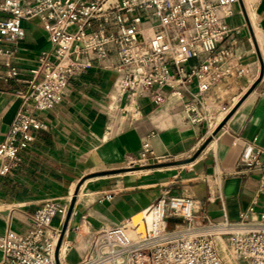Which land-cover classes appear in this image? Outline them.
<instances>
[{
	"label": "built area",
	"instance_id": "built-area-1",
	"mask_svg": "<svg viewBox=\"0 0 264 264\" xmlns=\"http://www.w3.org/2000/svg\"><path fill=\"white\" fill-rule=\"evenodd\" d=\"M239 0H4L0 11V41L16 43L25 37L24 21L38 18L53 46L38 56L40 78L26 92L4 141L0 142V176L12 173L21 151L33 141L32 130L48 128L33 111L59 107L70 79L83 70L116 74L113 100L134 103L148 97L155 105L169 99L182 104L186 119L205 121L210 136L236 106L230 80L246 73L227 41L240 27L229 19ZM264 39V32L262 33ZM13 49L6 56L7 75L17 76ZM125 113L134 109H125ZM216 114L221 119L216 121ZM214 138V136H213ZM242 144L239 166L259 167L264 185V147L236 138ZM154 156L151 143L142 144L134 165ZM74 195L63 202L48 199L30 217L27 228L8 227L0 233V264H59L63 222ZM112 194L106 199L111 200ZM196 201L186 195H161L142 212L121 224L102 229L89 240L78 264H227L218 244H225L234 264H264V212L255 203L239 220L222 206L220 220L197 221ZM141 214V220L135 222ZM142 225V229H140ZM169 225H172L169 227ZM59 245V246H58Z\"/></svg>",
	"mask_w": 264,
	"mask_h": 264
},
{
	"label": "crops",
	"instance_id": "crops-1",
	"mask_svg": "<svg viewBox=\"0 0 264 264\" xmlns=\"http://www.w3.org/2000/svg\"><path fill=\"white\" fill-rule=\"evenodd\" d=\"M248 1L250 9L247 0H239L229 19L231 27H240V31L227 44L233 46L246 69L235 88L228 89L238 102L208 145L207 123L189 122L181 103L173 104L169 99L155 105L148 97L130 105L117 103L113 100V71H80L71 77L59 107L33 111L48 128L32 130L33 141L21 151L20 163L11 174L0 176V233L8 227L24 231L31 214L46 200L66 202L76 192L65 235L83 223L87 230L80 233L88 243L94 233L121 224L164 193L193 198L199 222L205 216L220 220L223 205L233 221L253 203L255 214L264 212L260 169L240 167L242 144L234 143L240 138L264 147V0ZM5 16L0 11V19ZM23 26V39L0 41V49L15 51L11 62L19 72L9 77L7 58L0 54V142L22 104L18 93L26 92L41 76L39 54L53 49L38 18L24 21ZM125 109H136L139 114L125 113ZM146 140L154 156L145 165L165 167L125 171L136 166L132 163L140 158ZM182 160L187 161L177 168L174 178L163 175ZM260 161L264 162V153ZM168 187L174 190H164ZM107 194L113 198L106 199ZM65 223L66 218L63 222L55 219V225L62 229ZM66 250L64 241L58 259L69 264ZM85 251L83 244L76 246L70 264H78Z\"/></svg>",
	"mask_w": 264,
	"mask_h": 264
},
{
	"label": "rangeland",
	"instance_id": "rangeland-1",
	"mask_svg": "<svg viewBox=\"0 0 264 264\" xmlns=\"http://www.w3.org/2000/svg\"><path fill=\"white\" fill-rule=\"evenodd\" d=\"M230 82H231V85H230L231 88H235V86L237 85V81L232 79V80H230ZM236 100H237V98H236ZM212 116L216 117L217 115L213 114ZM220 117H222V115H218L216 119H219ZM213 132H212V134H213ZM210 137H211V140H212L213 139L212 135ZM186 161L182 160V161L173 163L172 166H174V167L169 168L170 171L165 172V174H163V175L166 178H170V177L174 178V174H176L177 171H178L177 168L182 167L183 166L182 164H185ZM147 163H149V161ZM160 167H165V166L164 165H154V166L153 165L152 166H149V165H144V166L136 165V166H133V165H131V167H129L125 171L147 170V169H150V168H160ZM153 171H163V169L162 170L161 169H154ZM171 188L172 187L164 188V190H168V191L174 190V188L173 189H171ZM152 192L154 194H157V192L160 193L159 190H152ZM160 195L161 194H159L158 197ZM162 195H174V194L164 193ZM78 226H81V227H77L75 231H72V233H68L67 235H65V240L64 241L66 242V246H67L66 259H67L69 264H70L69 261L73 258V251H74V248L76 246L80 245V243L83 244L86 247V251H85L84 254H86V252L88 250V247H89V243L87 242L86 238H84L85 236H82L81 233H80V232L84 233V231L87 230V225H84L83 223H81V225H78ZM78 241H80V242L78 243ZM218 247H219L221 255L223 256V258H224V260H225V262L227 264H234V263L237 262L236 259L231 256V254L228 251V248L226 247L225 244L219 243ZM59 264H64V263H62V261L60 260Z\"/></svg>",
	"mask_w": 264,
	"mask_h": 264
},
{
	"label": "water",
	"instance_id": "water-1",
	"mask_svg": "<svg viewBox=\"0 0 264 264\" xmlns=\"http://www.w3.org/2000/svg\"><path fill=\"white\" fill-rule=\"evenodd\" d=\"M232 115V113H230L221 123H220V125H218V127L215 129V131L213 132V134H212V137L213 136H215L218 132H219V130L225 125V123L227 122V120L230 118V116ZM211 140V137H209L208 139H207V141H206V144H208L209 143V141ZM77 196V192L75 193V195L72 197V199H71V202H70V205H69V209H68V214H67V217H66V223H65V225H64V227H63V229H62V233H61V237H60V240H59V245L61 244V241H62V239H63V236H64V234H65V230H66V227H67V223H68V221H69V218H70V216H71V214H72V211H73V208H74V206H75V202H76V197ZM58 245V246H59Z\"/></svg>",
	"mask_w": 264,
	"mask_h": 264
},
{
	"label": "bare ground",
	"instance_id": "bare-ground-1",
	"mask_svg": "<svg viewBox=\"0 0 264 264\" xmlns=\"http://www.w3.org/2000/svg\"><path fill=\"white\" fill-rule=\"evenodd\" d=\"M247 5H248V7H249V9H250V5H249V1H248V0H247ZM250 12H251V11H250ZM251 13H252V12H251ZM251 15H252V14H251ZM220 119H221V117L212 123V128L216 125V123H218V121H219ZM141 217H142L141 214H139L137 217H135L134 221H135V222L140 221V220H141ZM142 228H143V227H142V225H141L140 229H142Z\"/></svg>",
	"mask_w": 264,
	"mask_h": 264
}]
</instances>
